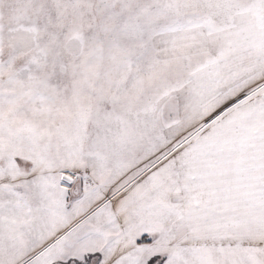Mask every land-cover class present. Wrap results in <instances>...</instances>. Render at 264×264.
Listing matches in <instances>:
<instances>
[{
  "label": "snow or ice",
  "instance_id": "obj_1",
  "mask_svg": "<svg viewBox=\"0 0 264 264\" xmlns=\"http://www.w3.org/2000/svg\"><path fill=\"white\" fill-rule=\"evenodd\" d=\"M0 264H264V0H0Z\"/></svg>",
  "mask_w": 264,
  "mask_h": 264
}]
</instances>
